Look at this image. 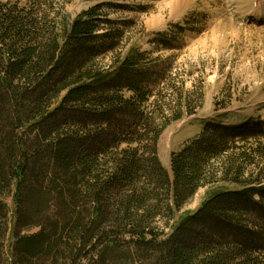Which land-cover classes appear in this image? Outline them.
Wrapping results in <instances>:
<instances>
[{"label":"trees","instance_id":"obj_1","mask_svg":"<svg viewBox=\"0 0 264 264\" xmlns=\"http://www.w3.org/2000/svg\"><path fill=\"white\" fill-rule=\"evenodd\" d=\"M109 5L0 0V264H264V120L218 115L166 169L205 94L126 51Z\"/></svg>","mask_w":264,"mask_h":264},{"label":"rangeland","instance_id":"obj_2","mask_svg":"<svg viewBox=\"0 0 264 264\" xmlns=\"http://www.w3.org/2000/svg\"><path fill=\"white\" fill-rule=\"evenodd\" d=\"M240 1L55 0V12L61 11L59 17L64 12L72 21L98 3H109L110 19L131 21L125 31L126 51L133 45L140 47L156 60L167 79L171 77L172 86L182 84L188 91L204 92L196 114L172 123L159 140L158 156L169 170L172 153L196 137L206 121L221 114L228 116L229 123L264 120V24L252 17L250 22L238 11ZM206 193L200 190L184 211H195Z\"/></svg>","mask_w":264,"mask_h":264},{"label":"bare ground","instance_id":"obj_3","mask_svg":"<svg viewBox=\"0 0 264 264\" xmlns=\"http://www.w3.org/2000/svg\"><path fill=\"white\" fill-rule=\"evenodd\" d=\"M242 1L244 2V6H242ZM238 3V11L241 10L242 14L248 17L249 21L252 19L256 20V22H262L264 24V0H242ZM177 5V4H176ZM252 17V19H251ZM247 19V21H248ZM250 21V22H251Z\"/></svg>","mask_w":264,"mask_h":264}]
</instances>
